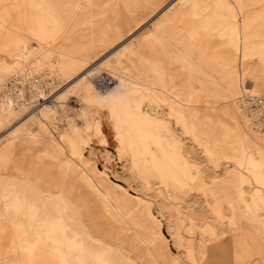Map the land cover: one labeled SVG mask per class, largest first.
<instances>
[{
    "label": "rangeland",
    "instance_id": "1",
    "mask_svg": "<svg viewBox=\"0 0 264 264\" xmlns=\"http://www.w3.org/2000/svg\"><path fill=\"white\" fill-rule=\"evenodd\" d=\"M247 97L264 0H0V264H264Z\"/></svg>",
    "mask_w": 264,
    "mask_h": 264
},
{
    "label": "built area",
    "instance_id": "2",
    "mask_svg": "<svg viewBox=\"0 0 264 264\" xmlns=\"http://www.w3.org/2000/svg\"><path fill=\"white\" fill-rule=\"evenodd\" d=\"M109 84L110 82L105 81V79L97 82L98 87L102 88L109 86ZM246 105L251 121L253 120L252 123L264 133V98L247 97Z\"/></svg>",
    "mask_w": 264,
    "mask_h": 264
},
{
    "label": "bare ground",
    "instance_id": "3",
    "mask_svg": "<svg viewBox=\"0 0 264 264\" xmlns=\"http://www.w3.org/2000/svg\"><path fill=\"white\" fill-rule=\"evenodd\" d=\"M11 57H14V58H18V59H21V58H23L22 56H21V54L20 53H15V54H13ZM12 60H13V58H12ZM20 63V62H19ZM12 64V63H11ZM144 66H146V69L148 70V71H150V72H155L156 71V66H151L150 64H148V62H146L145 64H144ZM15 68H17V67H15ZM244 101V100H243ZM245 110H244V108H243V112H244ZM245 113V112H244ZM248 116V115H247ZM250 119V118H249ZM256 133H258V132H256ZM259 135L261 134L260 132L258 133ZM261 136V135H260ZM263 145H264V141H263ZM157 213L158 214H161L159 211H157Z\"/></svg>",
    "mask_w": 264,
    "mask_h": 264
},
{
    "label": "crops",
    "instance_id": "4",
    "mask_svg": "<svg viewBox=\"0 0 264 264\" xmlns=\"http://www.w3.org/2000/svg\"><path fill=\"white\" fill-rule=\"evenodd\" d=\"M7 52H8V56L10 58L13 54L20 53L19 46H17V44H16L14 46L9 47Z\"/></svg>",
    "mask_w": 264,
    "mask_h": 264
}]
</instances>
